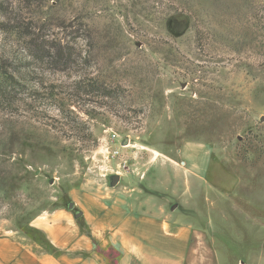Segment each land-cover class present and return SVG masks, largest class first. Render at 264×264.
<instances>
[{
    "label": "rangeland",
    "instance_id": "1",
    "mask_svg": "<svg viewBox=\"0 0 264 264\" xmlns=\"http://www.w3.org/2000/svg\"><path fill=\"white\" fill-rule=\"evenodd\" d=\"M2 7L0 69L23 86L0 92V261L53 252L31 226L47 210L145 190L208 217L222 264H264V0ZM28 32L67 41L74 63L32 59Z\"/></svg>",
    "mask_w": 264,
    "mask_h": 264
},
{
    "label": "crops",
    "instance_id": "2",
    "mask_svg": "<svg viewBox=\"0 0 264 264\" xmlns=\"http://www.w3.org/2000/svg\"><path fill=\"white\" fill-rule=\"evenodd\" d=\"M141 191L111 195L100 190L82 195L81 210L72 211L71 202L47 210L31 226L53 252H38L32 244L24 246L23 261L0 264H107L108 249L119 252L116 264H222L213 240L217 230L208 217L174 213L170 199L166 205L154 204L148 197L156 195Z\"/></svg>",
    "mask_w": 264,
    "mask_h": 264
},
{
    "label": "trees",
    "instance_id": "3",
    "mask_svg": "<svg viewBox=\"0 0 264 264\" xmlns=\"http://www.w3.org/2000/svg\"><path fill=\"white\" fill-rule=\"evenodd\" d=\"M3 0H0V12L2 14L3 19L9 23L12 21V18L7 15L5 11H3ZM25 36L30 38V46L34 52L31 54L32 59H48L52 60L53 64H62L63 66H69L70 64L74 63L73 59V48L69 45L67 41L46 45L44 41L40 40V37L32 32L24 33ZM63 42V41H62ZM13 71L8 72L7 70L0 69V92L3 94H10L15 93L20 88H22L23 84L21 79L15 75ZM94 85H91L93 87ZM96 89L93 87L91 90ZM104 89V88H103ZM103 95L108 93L107 91H103Z\"/></svg>",
    "mask_w": 264,
    "mask_h": 264
},
{
    "label": "water",
    "instance_id": "4",
    "mask_svg": "<svg viewBox=\"0 0 264 264\" xmlns=\"http://www.w3.org/2000/svg\"><path fill=\"white\" fill-rule=\"evenodd\" d=\"M118 181H119V176H118V175H114V176H112V177L110 178V182H109V184H110V186H115V185L118 183ZM72 206H73V203H72V202L69 203L68 207H69V208H72ZM76 216H79V213H77Z\"/></svg>",
    "mask_w": 264,
    "mask_h": 264
}]
</instances>
